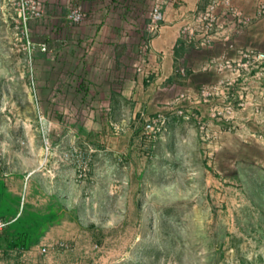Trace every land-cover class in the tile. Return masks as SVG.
<instances>
[{
  "label": "rangeland",
  "instance_id": "obj_1",
  "mask_svg": "<svg viewBox=\"0 0 264 264\" xmlns=\"http://www.w3.org/2000/svg\"><path fill=\"white\" fill-rule=\"evenodd\" d=\"M42 1L26 35L14 0H0V178L17 194L9 210L18 200L66 207L37 240L47 246L40 262L264 264V59L253 62L250 101H207L206 115L194 108L200 122L170 117L148 149L143 118L129 153L121 72H135L153 0H77V22L66 16L71 0ZM248 2L193 4L184 23L201 28L214 4L213 31L251 19L248 46L264 51V0ZM4 234L0 264H30L12 262Z\"/></svg>",
  "mask_w": 264,
  "mask_h": 264
},
{
  "label": "crops",
  "instance_id": "obj_2",
  "mask_svg": "<svg viewBox=\"0 0 264 264\" xmlns=\"http://www.w3.org/2000/svg\"><path fill=\"white\" fill-rule=\"evenodd\" d=\"M208 0H168L163 6L164 19L161 22L160 29L151 37L150 50L144 60H140L142 70L137 69L138 60L133 65L134 73L124 74L121 79L124 82L122 90L127 102L126 123L123 128L122 138L126 143L137 134V127L141 123L144 114H152L156 111L166 112L175 121L179 117L172 111L175 107H192L201 113H206L207 101H227L236 106L241 102L250 101L253 92L252 76L253 68H242L241 72L233 73L230 70H219L212 62L213 59L225 55L231 59H238V46H248L252 43L255 36V22L251 19L244 22L237 30H233L229 22L223 20L219 23L220 29L216 32L213 42L210 46L196 47L184 40L181 35V27L185 22V10L195 6L205 5ZM238 4L248 10L252 8L248 0H237ZM249 12V11H248ZM225 34H230L229 40L234 45H229ZM190 46L191 49H188ZM183 67L184 71H180ZM129 67L126 66L125 69ZM121 69L124 66L121 65ZM125 72V71H124ZM146 74H149L147 77ZM128 75V76H127ZM215 82L218 87L208 100H196L200 97V88ZM184 88L186 95L178 97L179 89ZM206 115V114H205ZM125 119V118H123ZM129 122V124L127 122ZM170 121V120H169ZM130 141V142H131ZM133 149V150H132ZM129 153L134 152V147L127 143L125 147ZM8 177L0 178V217L9 220L8 225L20 218H26L33 212L45 211L49 208L59 210L60 215L49 222L40 235L52 224L59 222L66 213V207L63 204H49L47 208H33L26 204H20L15 201L14 208L9 210V203L12 202L11 196L17 195L9 185ZM32 222V221H31ZM39 242V241H38ZM37 241H31L27 247L13 246L9 247L8 253L14 263L17 260H24L30 264H42L41 259L36 256L39 250ZM18 254L16 257L15 254ZM22 256V257H21Z\"/></svg>",
  "mask_w": 264,
  "mask_h": 264
},
{
  "label": "built area",
  "instance_id": "obj_3",
  "mask_svg": "<svg viewBox=\"0 0 264 264\" xmlns=\"http://www.w3.org/2000/svg\"><path fill=\"white\" fill-rule=\"evenodd\" d=\"M165 0H153L150 10L148 20L145 25V30L147 35L142 38L139 44V53H138V64L137 69L142 70L140 65V60H144L147 56L150 46H151V37L158 32L161 26V22L164 19V9L163 3ZM17 21L21 24H24V27L21 29V32L27 35L26 24L31 18H40L44 14V3L42 0H14ZM214 4H209L206 6L203 15L200 17L202 20L203 26L197 28L191 24H183L181 27V35L184 40L190 44H193L196 47L200 46H210L213 42L214 36L217 31L214 30V25L217 21L213 14ZM67 18L71 22L80 21L84 16V10L82 5L77 0H71L70 6L67 12ZM238 25V23H236ZM235 28V27H234ZM237 29V28H235ZM230 34H225V38L229 40ZM26 45L29 55L31 54L33 42L29 39ZM229 45H234L232 41H228ZM41 49H46L44 43H41ZM239 58L231 59L225 55L215 58L211 63L216 65L219 70H230L233 73H240L242 68L253 67V62L256 59H264V51L256 50L253 47L246 46L245 48L237 49ZM180 71H184V68L181 67ZM148 77L149 74H146ZM218 84L215 82L205 84L200 88L201 96L196 98V100H208L209 97L215 93ZM184 96L183 93H180L178 97ZM230 107V106H229ZM218 111L211 112L213 115L219 113ZM173 114L181 115L183 118H195L200 122L198 114L194 111L192 107H181L177 106L172 111ZM144 123H143V141L145 142L146 149L151 148L154 144L156 137L166 128L169 121L170 115L163 111H156L152 114H144ZM204 124V122H203ZM203 124L201 127L203 128ZM205 129H207L205 127ZM148 152V150H147ZM82 173H86V167L82 168ZM9 220L0 217V230H2ZM62 243V242H60ZM47 250L46 245L41 246V251L45 252Z\"/></svg>",
  "mask_w": 264,
  "mask_h": 264
},
{
  "label": "trees",
  "instance_id": "obj_4",
  "mask_svg": "<svg viewBox=\"0 0 264 264\" xmlns=\"http://www.w3.org/2000/svg\"><path fill=\"white\" fill-rule=\"evenodd\" d=\"M33 213L26 218L16 220L12 225H6L0 230V234L6 232L2 236L7 239V248L13 246L27 247L31 241H37L45 226L59 216V210L55 208Z\"/></svg>",
  "mask_w": 264,
  "mask_h": 264
}]
</instances>
